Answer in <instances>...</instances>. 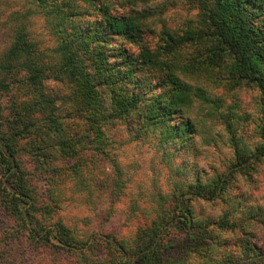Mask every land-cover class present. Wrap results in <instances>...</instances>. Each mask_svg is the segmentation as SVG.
Wrapping results in <instances>:
<instances>
[{
	"label": "trees",
	"instance_id": "obj_1",
	"mask_svg": "<svg viewBox=\"0 0 264 264\" xmlns=\"http://www.w3.org/2000/svg\"><path fill=\"white\" fill-rule=\"evenodd\" d=\"M82 1L94 9L89 12ZM187 1L198 6V20L189 21L180 35L165 24L152 34L149 13L131 9L114 15L99 0H30L31 9L7 17L10 43L0 54V99L8 102L0 105V210L11 231L0 236V264L12 259L2 252L13 250L7 238L12 245L18 240L67 253L72 264H239L234 254L217 249L223 248L224 234L249 235L238 221L244 214L238 220L229 214L201 219L194 210L200 201L225 196L231 183L217 173L205 184L198 178L168 196L159 194L152 200L155 218L140 227L132 243L77 232L57 216V185L73 182L77 191L89 193L92 181L98 185L99 170L112 157L107 128L133 119L138 130L158 131L160 142L171 145L195 131L191 120L178 117L195 100L212 102L203 91L225 68L236 85L257 88L264 116V0ZM94 14V21L87 20ZM32 15L44 18L53 48H40L32 36ZM150 35L155 42L147 40ZM106 37L108 45L119 37L138 51L103 50L96 42ZM178 119L183 123L176 124ZM260 135L261 159L264 118ZM30 164L45 192L35 184ZM115 167L119 181L113 196L123 187Z\"/></svg>",
	"mask_w": 264,
	"mask_h": 264
},
{
	"label": "rangeland",
	"instance_id": "obj_2",
	"mask_svg": "<svg viewBox=\"0 0 264 264\" xmlns=\"http://www.w3.org/2000/svg\"><path fill=\"white\" fill-rule=\"evenodd\" d=\"M99 1L109 6L114 15L126 14L131 9L145 15L149 13L147 24L156 35L164 24L174 35H180L189 21L198 20L199 14L198 6L187 0H147L143 4H134L132 0ZM27 2L30 0H0V54L10 43L11 26L6 21L7 17L22 7L23 10L31 9L32 5H27ZM82 6L89 12L95 7L87 2ZM95 16L87 20L94 21ZM86 17L88 15L83 18ZM30 30L40 48L55 46V39L40 15H32ZM147 40L156 41L151 35ZM96 43L106 51L121 47L130 54L138 51V46L119 37L109 45L107 37ZM225 64L231 65V61L226 58ZM225 69L203 91L212 102L195 100L185 115L178 117L191 120L195 131L173 139L171 145L160 142L158 131L138 130L137 121L133 119L107 128L108 149L112 157L103 162L97 177L98 185L92 181L94 189L91 193L77 191L73 182L57 185L55 188L61 201L57 216L77 232L110 234L120 242L132 243L140 227L155 218L156 207L152 200L159 194L168 196L177 185L187 186L198 178L205 184L217 173L230 181L231 186L221 199L196 203V214L201 219H217L229 214L238 220L243 213V221H238L249 235L224 234L220 239L223 248L217 250L234 254L235 259L232 258L239 264H264V158L260 159L257 153L262 146L260 128L264 118L261 97L255 86L245 82L236 85L230 79L229 69ZM54 93L60 95L58 91ZM5 100L0 99L1 106L8 105ZM181 119L176 124L183 123ZM226 122L231 125L230 131ZM116 164L122 172L123 187L117 196H113L119 181ZM29 169L35 175V184L45 192V182L41 183L40 174L31 164ZM36 177L40 179L36 180ZM5 220L6 216L0 210V236L11 231V224ZM7 241V247L13 250L5 247L2 252L12 257L9 264H72L67 253L46 252L18 240H14L17 243L12 245L11 238ZM248 245L253 246L254 251L243 252L242 248Z\"/></svg>",
	"mask_w": 264,
	"mask_h": 264
}]
</instances>
